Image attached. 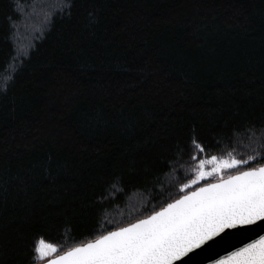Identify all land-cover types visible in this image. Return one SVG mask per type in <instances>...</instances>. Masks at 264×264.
Segmentation results:
<instances>
[{"label": "trees", "instance_id": "obj_1", "mask_svg": "<svg viewBox=\"0 0 264 264\" xmlns=\"http://www.w3.org/2000/svg\"><path fill=\"white\" fill-rule=\"evenodd\" d=\"M262 130L264 0H0V264L264 165Z\"/></svg>", "mask_w": 264, "mask_h": 264}, {"label": "snow or ice", "instance_id": "obj_2", "mask_svg": "<svg viewBox=\"0 0 264 264\" xmlns=\"http://www.w3.org/2000/svg\"><path fill=\"white\" fill-rule=\"evenodd\" d=\"M259 158L264 159V154ZM253 159L256 157L225 162L223 166L235 168ZM213 171L218 172L219 168ZM211 175V172L200 171L192 184ZM187 187L190 185L180 191L184 192ZM258 221H264V165L238 171L227 178L221 175L216 182L186 193L127 227L74 248L51 264H175L226 229L254 225ZM41 245L35 252L43 257V241ZM212 250L213 246L209 245L207 251ZM185 264L197 262L194 257H189ZM217 264H264V236Z\"/></svg>", "mask_w": 264, "mask_h": 264}, {"label": "water", "instance_id": "obj_3", "mask_svg": "<svg viewBox=\"0 0 264 264\" xmlns=\"http://www.w3.org/2000/svg\"><path fill=\"white\" fill-rule=\"evenodd\" d=\"M235 174H233V175H235ZM212 183H214V182H212ZM206 185H203V186H206ZM203 186H200V187H203ZM198 188H196V189H198ZM196 189H194V190H196ZM190 192H188V193H190ZM182 196H180L179 198H181ZM179 198H177V199H179ZM174 201H172V202H174ZM172 202H170V203H172ZM166 206H164V207H166ZM161 209H159L158 211H160ZM137 221H135V222H137ZM135 222H133V223H135ZM128 225H125L123 227H127ZM115 230H117V229H115ZM261 236H264V221H258L257 224L238 227L235 229H226L225 232L220 234V236L215 237L213 241H208L207 244L201 246V249L194 250L193 253H189L188 257H182L180 260L176 261L175 264H185V261H187L189 259V257H194L197 264H217V261L223 259L224 257L229 256L232 252H235L238 249L245 247L247 244L253 243L254 241L258 240ZM88 243H91V242H88ZM88 243H86V244H88ZM86 244H84V245H86ZM84 245H80L77 247H83ZM209 245L213 246L212 251H207ZM77 247H74V248H77ZM74 248H72V249H74ZM72 249H70V250H68V251H66V252H64V253L56 256V257H53L47 261H44L40 264H51L52 261L59 260L62 256H65Z\"/></svg>", "mask_w": 264, "mask_h": 264}, {"label": "rangeland", "instance_id": "obj_4", "mask_svg": "<svg viewBox=\"0 0 264 264\" xmlns=\"http://www.w3.org/2000/svg\"><path fill=\"white\" fill-rule=\"evenodd\" d=\"M232 161L233 160L220 161V160H217V159H215V160L207 159V160L202 161L201 163L203 164V168H201V163L197 166L196 178H197V175L199 174L200 171L211 172L212 175L210 177H206L205 179H202V180L198 181L196 184H198V183H200L202 181H207V180H213L212 182H215V181H217L219 179V177L221 175H223L225 178H227L231 174V172H233L234 170H237L236 169L237 167H235V168H227V167H224L223 164L225 162L230 163ZM215 168H219V171L218 172H214L213 169H215ZM196 178H195V180H196ZM189 185H190V187H187L188 189H190L191 187L195 186V185L192 184V182ZM40 245H39V247L42 246V245L41 246ZM52 249H54V248L46 246L45 244L43 245L44 255H43V257H41L42 260L38 264H40V263H42L44 261H47V260H49V259H51L53 257L58 256V255L54 254L55 251H53Z\"/></svg>", "mask_w": 264, "mask_h": 264}, {"label": "bare ground", "instance_id": "obj_5", "mask_svg": "<svg viewBox=\"0 0 264 264\" xmlns=\"http://www.w3.org/2000/svg\"><path fill=\"white\" fill-rule=\"evenodd\" d=\"M44 8H45V7H44ZM22 45H23V44H22ZM23 48H24V47H23ZM248 143H249V142H248ZM167 175H168V174H167ZM167 175H166V176H167ZM167 181H168V180H167ZM103 224H104V223H103ZM103 224H102V225H103ZM99 225H100V224H99Z\"/></svg>", "mask_w": 264, "mask_h": 264}]
</instances>
